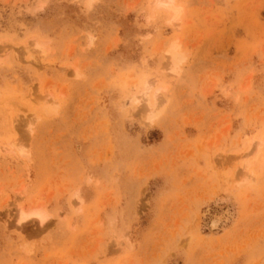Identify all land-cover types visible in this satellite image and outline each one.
<instances>
[{
  "label": "rangeland",
  "instance_id": "obj_1",
  "mask_svg": "<svg viewBox=\"0 0 264 264\" xmlns=\"http://www.w3.org/2000/svg\"><path fill=\"white\" fill-rule=\"evenodd\" d=\"M0 264H264V0H0Z\"/></svg>",
  "mask_w": 264,
  "mask_h": 264
},
{
  "label": "bare ground",
  "instance_id": "obj_2",
  "mask_svg": "<svg viewBox=\"0 0 264 264\" xmlns=\"http://www.w3.org/2000/svg\"><path fill=\"white\" fill-rule=\"evenodd\" d=\"M157 3L163 4V0H157ZM169 5H171V4H168V6H167L168 9H170V6ZM174 17H177V14L176 13H174ZM30 216H35V217H38V218L40 217V215L37 212L31 213V214H27V213L21 212L19 214V219L18 220H19V222H21V221L27 219ZM217 222H218V220L213 221L212 222V226H215L217 224Z\"/></svg>",
  "mask_w": 264,
  "mask_h": 264
}]
</instances>
